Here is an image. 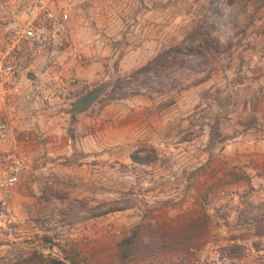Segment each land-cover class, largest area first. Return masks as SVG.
Segmentation results:
<instances>
[{
    "label": "rangeland",
    "instance_id": "rangeland-1",
    "mask_svg": "<svg viewBox=\"0 0 264 264\" xmlns=\"http://www.w3.org/2000/svg\"><path fill=\"white\" fill-rule=\"evenodd\" d=\"M87 14L98 76L66 108L56 170L0 191V264H264V0H87ZM199 25L207 50L188 38Z\"/></svg>",
    "mask_w": 264,
    "mask_h": 264
},
{
    "label": "crops",
    "instance_id": "crops-1",
    "mask_svg": "<svg viewBox=\"0 0 264 264\" xmlns=\"http://www.w3.org/2000/svg\"><path fill=\"white\" fill-rule=\"evenodd\" d=\"M19 1L0 0V41L8 32L21 27L26 19L19 12ZM57 1L60 5L66 3V0ZM70 1L71 43L89 63L81 66L73 56L66 55L55 64L49 52L37 47L34 60L21 75L19 93L11 97V103H3L6 87L0 85V120L8 119L13 130L11 139L0 144V156L9 149L18 148L30 157V164L21 179L22 189L30 188V178L40 177L45 170H56L60 161L58 156L64 146L69 148L70 142L60 136L69 116L66 108L79 86L98 76L96 60L100 59L102 43L97 40L98 36H92L87 0ZM71 74L77 77L75 83L68 80ZM56 147L57 150H53ZM46 160L48 163L43 166ZM49 166L55 168L49 169ZM7 194L16 196L13 191L5 196Z\"/></svg>",
    "mask_w": 264,
    "mask_h": 264
},
{
    "label": "built area",
    "instance_id": "built-area-1",
    "mask_svg": "<svg viewBox=\"0 0 264 264\" xmlns=\"http://www.w3.org/2000/svg\"><path fill=\"white\" fill-rule=\"evenodd\" d=\"M20 7L26 19L0 41V85L6 87L4 104L11 103V97L19 93L21 75L34 60L37 47L49 52L55 64L66 55L73 56L81 66L86 64V58L71 43L70 0L64 5L57 0H20ZM68 80L75 83L77 77L71 74ZM12 135L8 119H1L0 144L7 143ZM29 164L30 157L20 149L5 151L0 156V191L7 193L18 187Z\"/></svg>",
    "mask_w": 264,
    "mask_h": 264
},
{
    "label": "trees",
    "instance_id": "trees-1",
    "mask_svg": "<svg viewBox=\"0 0 264 264\" xmlns=\"http://www.w3.org/2000/svg\"><path fill=\"white\" fill-rule=\"evenodd\" d=\"M188 38H194L195 40H197L199 42V45H201L199 47L200 49L204 48L207 50L212 45V41L209 38V32L207 30V26H200L199 25V26L195 27ZM174 51L179 52V51H181V49L180 48H174V49L168 50L167 52H165L163 54L158 55L157 57H155V59H153L147 65L138 69L137 72L149 71L151 68H153L154 64L160 62V60L162 58H164L165 56H168L171 52H174ZM187 53L193 54V55L194 54L195 55L201 54L200 50H197V49H188ZM136 237H137L136 231H133V233L130 236H128L126 239H124L122 241V244H121V247L123 248V249H121L122 260H125L129 256L130 248L135 243ZM63 258H64L65 262L61 261L59 259H51V260H49V262L51 264H69V263L73 264L72 259H70L67 255H64Z\"/></svg>",
    "mask_w": 264,
    "mask_h": 264
},
{
    "label": "water",
    "instance_id": "water-1",
    "mask_svg": "<svg viewBox=\"0 0 264 264\" xmlns=\"http://www.w3.org/2000/svg\"><path fill=\"white\" fill-rule=\"evenodd\" d=\"M109 84H104L101 87L94 89L87 93L86 95L79 97L73 102L72 109L76 114H80L90 107V105L99 98L105 90L108 88Z\"/></svg>",
    "mask_w": 264,
    "mask_h": 264
}]
</instances>
